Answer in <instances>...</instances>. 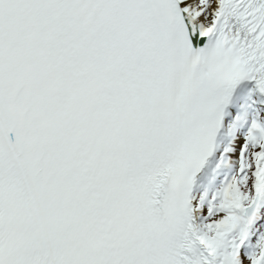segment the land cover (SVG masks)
Masks as SVG:
<instances>
[{"label": "snow or ice", "instance_id": "obj_1", "mask_svg": "<svg viewBox=\"0 0 264 264\" xmlns=\"http://www.w3.org/2000/svg\"><path fill=\"white\" fill-rule=\"evenodd\" d=\"M0 264H264V0H0Z\"/></svg>", "mask_w": 264, "mask_h": 264}]
</instances>
